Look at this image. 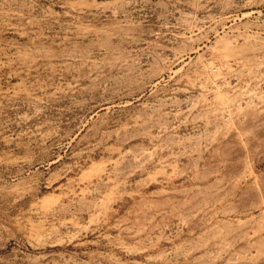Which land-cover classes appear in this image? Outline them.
Segmentation results:
<instances>
[{
  "label": "rangeland",
  "instance_id": "1",
  "mask_svg": "<svg viewBox=\"0 0 264 264\" xmlns=\"http://www.w3.org/2000/svg\"><path fill=\"white\" fill-rule=\"evenodd\" d=\"M0 264H264V0H0Z\"/></svg>",
  "mask_w": 264,
  "mask_h": 264
}]
</instances>
